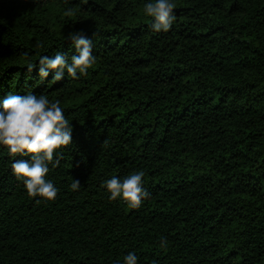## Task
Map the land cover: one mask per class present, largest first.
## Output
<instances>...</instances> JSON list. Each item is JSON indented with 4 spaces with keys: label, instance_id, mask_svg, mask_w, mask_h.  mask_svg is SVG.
<instances>
[{
    "label": "trees",
    "instance_id": "1",
    "mask_svg": "<svg viewBox=\"0 0 264 264\" xmlns=\"http://www.w3.org/2000/svg\"><path fill=\"white\" fill-rule=\"evenodd\" d=\"M144 3L0 0V101L44 94L73 129L51 201L13 175L28 157L0 146V264H115L128 251L138 264H264V0H175L159 33ZM73 31L94 41L86 74L27 72L40 54H74ZM137 169L150 196L110 200L102 182Z\"/></svg>",
    "mask_w": 264,
    "mask_h": 264
},
{
    "label": "clouds",
    "instance_id": "2",
    "mask_svg": "<svg viewBox=\"0 0 264 264\" xmlns=\"http://www.w3.org/2000/svg\"><path fill=\"white\" fill-rule=\"evenodd\" d=\"M174 7L175 0H145L143 12L151 18L152 31L167 32L173 26L176 20ZM65 39L71 41L74 54L67 56L59 50L51 55L40 54L38 61L28 60L27 72L31 73L35 68L41 82L46 81L50 74L53 81H61L65 77L79 79L86 74L96 61L93 38L82 31H73ZM28 55L24 53L26 58ZM72 131V125L59 101L53 102L44 94H35L31 90L23 95L10 92L0 101V146L6 147L9 156L28 157L14 158L10 167L16 179L23 182L30 197L45 201L56 198L58 188L48 174L50 166L55 168L59 165L63 148L72 145ZM144 175L143 170L139 169L122 177L113 175L105 179L102 186L109 193L110 200L119 198L128 207L136 209L150 196L144 187ZM69 187L78 191L80 181L72 178ZM167 244L166 238L160 240L161 247ZM138 261L136 253L128 251L115 264H138Z\"/></svg>",
    "mask_w": 264,
    "mask_h": 264
}]
</instances>
